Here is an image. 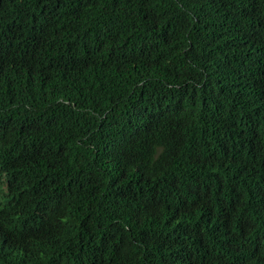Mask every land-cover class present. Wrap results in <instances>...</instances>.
I'll use <instances>...</instances> for the list:
<instances>
[{
    "label": "trees",
    "instance_id": "trees-1",
    "mask_svg": "<svg viewBox=\"0 0 264 264\" xmlns=\"http://www.w3.org/2000/svg\"><path fill=\"white\" fill-rule=\"evenodd\" d=\"M0 264H264V0H0Z\"/></svg>",
    "mask_w": 264,
    "mask_h": 264
}]
</instances>
